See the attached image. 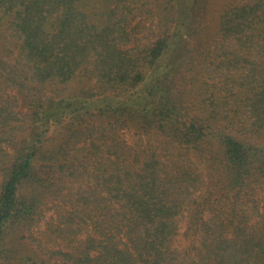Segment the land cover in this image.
Returning a JSON list of instances; mask_svg holds the SVG:
<instances>
[{"label": "trees", "instance_id": "16d2710c", "mask_svg": "<svg viewBox=\"0 0 264 264\" xmlns=\"http://www.w3.org/2000/svg\"><path fill=\"white\" fill-rule=\"evenodd\" d=\"M0 264H264V0H0Z\"/></svg>", "mask_w": 264, "mask_h": 264}, {"label": "rangeland", "instance_id": "374dc122", "mask_svg": "<svg viewBox=\"0 0 264 264\" xmlns=\"http://www.w3.org/2000/svg\"><path fill=\"white\" fill-rule=\"evenodd\" d=\"M24 107H25V106H24ZM24 107H23V108H24ZM25 109H26V107H25ZM124 132H126V137H128L129 139H131L133 133H132V132H128L127 130H125ZM49 216H50V211L48 212V214H47L45 220H47ZM43 226H45V223H42V226H41L39 229L41 230Z\"/></svg>", "mask_w": 264, "mask_h": 264}]
</instances>
